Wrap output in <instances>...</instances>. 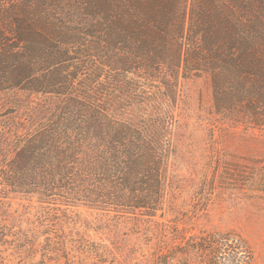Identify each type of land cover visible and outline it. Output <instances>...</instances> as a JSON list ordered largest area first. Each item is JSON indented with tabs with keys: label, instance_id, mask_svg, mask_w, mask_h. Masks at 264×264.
I'll list each match as a JSON object with an SVG mask.
<instances>
[{
	"label": "trees",
	"instance_id": "1",
	"mask_svg": "<svg viewBox=\"0 0 264 264\" xmlns=\"http://www.w3.org/2000/svg\"><path fill=\"white\" fill-rule=\"evenodd\" d=\"M201 74L217 114L264 128V0H0V91L59 97L51 119L2 136L8 158L1 183L41 202L156 211L163 122H134L116 111L142 85H161L171 98L179 76ZM7 217L0 208V244L17 247L30 264L74 262L66 240L44 231L41 242L35 227H16ZM167 247L152 264L253 259L234 230L190 234Z\"/></svg>",
	"mask_w": 264,
	"mask_h": 264
},
{
	"label": "rangeland",
	"instance_id": "2",
	"mask_svg": "<svg viewBox=\"0 0 264 264\" xmlns=\"http://www.w3.org/2000/svg\"><path fill=\"white\" fill-rule=\"evenodd\" d=\"M162 90L161 85H142L116 111L134 122H163L161 208L120 213L60 198L41 202L8 190L0 179V208L8 213L7 222L35 227L41 242L44 231L57 243L66 240L72 264H152L173 241L211 230L238 232L252 249L251 264H264V128L235 125L217 114L206 75L179 76L171 98ZM58 98L20 89L0 91V168L8 158L2 136L51 119ZM40 258L41 251L35 260ZM0 264H30V259L17 247L0 244Z\"/></svg>",
	"mask_w": 264,
	"mask_h": 264
}]
</instances>
